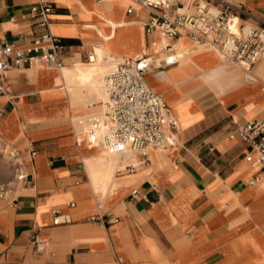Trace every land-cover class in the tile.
<instances>
[{
  "label": "crops",
  "instance_id": "crops-1",
  "mask_svg": "<svg viewBox=\"0 0 264 264\" xmlns=\"http://www.w3.org/2000/svg\"><path fill=\"white\" fill-rule=\"evenodd\" d=\"M223 1L264 18V0ZM44 2L48 29L65 46L63 65L32 69L8 59L0 78V143L18 153L28 176L13 201L0 200V264H264V173L249 185L251 148L237 131L264 116V62L246 78L215 50L203 48L194 61L180 56L178 45H194L186 36L162 48L165 40L157 29L145 31L149 13L134 0ZM41 22L40 0H0L4 42L32 46L46 30ZM97 52L104 59L96 65L87 54ZM144 54L160 60L142 77L177 119L175 145L149 150L147 159L133 152L122 170L114 167L117 186L107 189V151L76 137L101 111L105 99L93 78L113 70L106 56ZM174 54L176 62L163 63ZM9 171L0 183L12 179ZM56 211L69 221L53 224ZM96 214L117 222L89 219ZM35 234L47 241L41 253Z\"/></svg>",
  "mask_w": 264,
  "mask_h": 264
},
{
  "label": "built area",
  "instance_id": "built-area-1",
  "mask_svg": "<svg viewBox=\"0 0 264 264\" xmlns=\"http://www.w3.org/2000/svg\"><path fill=\"white\" fill-rule=\"evenodd\" d=\"M134 1L149 13L144 23L145 31L157 29L165 40L162 48L169 50L170 40L186 36L193 44L212 48L221 60L241 67L246 73L256 62L264 59V18L241 4L191 0L192 10H181L173 9V4L178 0ZM50 11L51 6L40 0L41 23L46 30L35 36L32 46L19 48L0 39V78L9 69L8 59L16 65L32 69L46 65L59 68L63 65L60 56L65 46L48 29L46 14ZM127 11L131 12L132 9ZM177 59L178 55H169L163 63L172 64ZM157 61L160 60L150 59L144 54L123 58L116 64L105 76L107 99L102 102L100 113L88 120L84 138L78 140L76 137V144L84 141L90 147L101 145L108 153L138 152L145 159L149 150L167 151L175 145L177 119L166 107L162 96L152 91L142 77ZM3 89L0 83V91L3 92ZM237 131L251 148L244 158L254 169L255 176L249 181V185H254L260 179L259 173H264V116L256 122L238 126ZM1 145L7 155L12 179L0 183V200L8 201L15 187L28 184V176L18 153ZM133 167L128 165L124 169L132 171ZM135 194L136 190H132L131 196ZM89 219L101 220L106 224L117 222V218H104L100 214ZM67 221L68 216L59 211L52 218L53 224ZM32 243L37 253L47 246L46 239L39 238L37 234L33 236Z\"/></svg>",
  "mask_w": 264,
  "mask_h": 264
},
{
  "label": "bare ground",
  "instance_id": "bare-ground-1",
  "mask_svg": "<svg viewBox=\"0 0 264 264\" xmlns=\"http://www.w3.org/2000/svg\"><path fill=\"white\" fill-rule=\"evenodd\" d=\"M186 9H189V10H192V6H191V0L188 1V3L186 4L185 8L181 9V10H186ZM116 26V25H114ZM187 43V42H186ZM202 48H206V49H211L213 50L212 48L206 46V45H198V44H194L193 46L191 47H184V46H181V45H178V54L180 56H188L192 61L193 60V56H195L196 54H199V53H202L203 51H205V49H202ZM96 50V49H95ZM102 50V49H101ZM188 54V55H186ZM211 54V53H209ZM204 55H207L206 53ZM196 57V56H195ZM199 57V56H198ZM124 57H122L123 59ZM200 58V57H199ZM205 58V57H204ZM104 57L101 53L97 52V54H95L93 56V54H89V62H94V60H97L98 62L96 63L97 64H100L101 60H103ZM106 59L107 60H111V61H114L113 65L111 66V68L109 69H114L116 67V64L121 61L122 59H120L119 57H113V56H106ZM203 59V58H202ZM209 61V60H208ZM264 61V59L262 60ZM223 63H227V62H223ZM205 64V63H204ZM229 64V63H228ZM199 66V65H198ZM234 66L235 68L239 69L241 67L237 66V65H232ZM215 67V66H214ZM214 67H211V68H208L206 70L202 69V71H204L205 73V76H208V73L209 71H213ZM205 68V67H204ZM106 68H101L99 70V75L98 77H94L93 78V84L98 87L100 90L103 91V98L106 100L107 99V90H106V86H105V76L108 75L110 72L106 73ZM246 75V78H249V77H252L250 74H247L246 72L244 73ZM252 81V80H251ZM104 100V101H105ZM84 138V137H83ZM82 138V139H83ZM156 151H159V150H156ZM164 152V151H162ZM136 153V152H135ZM134 156H133V152L132 151H126L125 153H106L104 155V157L101 158V160H104L103 162H105L107 165V178H106V181L109 183V186L107 187V189H110V188H115L117 186V183L115 181V175H114V167L118 168V169H123L121 168L122 166L120 165V163H125V162H130V159H132ZM134 165V164H133ZM260 181V179L255 183V184H258V182ZM101 184L104 185L105 184V179H103L101 181ZM100 185V186H102ZM103 188H105L103 186ZM107 193L105 192V195Z\"/></svg>",
  "mask_w": 264,
  "mask_h": 264
},
{
  "label": "rangeland",
  "instance_id": "rangeland-1",
  "mask_svg": "<svg viewBox=\"0 0 264 264\" xmlns=\"http://www.w3.org/2000/svg\"><path fill=\"white\" fill-rule=\"evenodd\" d=\"M218 58H219V56H218ZM262 62H264V61H262ZM226 65L232 66L233 64L226 63ZM9 170L10 169H9V166H8V163H7V155L4 152V147L0 143V176H2V177H0V180L7 179L10 176V171Z\"/></svg>",
  "mask_w": 264,
  "mask_h": 264
}]
</instances>
